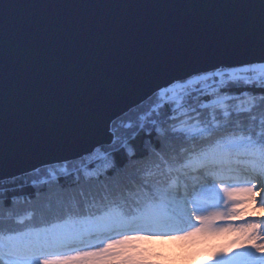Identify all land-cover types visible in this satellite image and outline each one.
<instances>
[{
    "label": "water",
    "instance_id": "water-1",
    "mask_svg": "<svg viewBox=\"0 0 264 264\" xmlns=\"http://www.w3.org/2000/svg\"><path fill=\"white\" fill-rule=\"evenodd\" d=\"M260 0H0V180L69 162L164 75L264 51Z\"/></svg>",
    "mask_w": 264,
    "mask_h": 264
},
{
    "label": "snow or ice",
    "instance_id": "snow-or-ice-1",
    "mask_svg": "<svg viewBox=\"0 0 264 264\" xmlns=\"http://www.w3.org/2000/svg\"><path fill=\"white\" fill-rule=\"evenodd\" d=\"M260 6L264 9V0ZM261 27L264 31V16ZM242 78L245 87L264 88V51L257 60L225 65L223 70L217 66L161 76L128 102L110 109L102 117L103 139L85 140L86 147L71 159L79 160L90 177L101 175L94 166L100 158L106 161L104 176L123 167L116 163L117 155L138 162L150 160L148 168L141 167L149 175L157 173L146 189L147 202L122 211L114 235L99 246L86 245L83 252L61 239L70 218L12 233L26 240L16 264H46L50 259L78 258L114 246L121 249V255L114 257L117 260H164L168 254L142 247L136 238L183 241L213 235L225 236L226 242L199 256V264H264V134L233 129L230 123L231 89ZM200 81L213 84L200 86ZM179 99L183 103L176 107L164 103ZM148 105V123L136 126L126 121L127 112H143ZM181 108L178 118L175 113ZM117 121L129 135L120 134ZM137 140L143 153L137 149ZM167 172L175 173L176 179L162 184ZM61 173L53 174L57 183L69 175L66 165Z\"/></svg>",
    "mask_w": 264,
    "mask_h": 264
},
{
    "label": "trees",
    "instance_id": "trees-1",
    "mask_svg": "<svg viewBox=\"0 0 264 264\" xmlns=\"http://www.w3.org/2000/svg\"><path fill=\"white\" fill-rule=\"evenodd\" d=\"M218 80L216 78L217 82ZM199 84L212 86L213 81H200ZM231 92L234 96L229 105L232 128L256 135L264 134V88L245 87L242 78ZM164 103L176 107L183 100ZM150 110L151 105H148L143 112H127L126 121L136 126L148 123L146 113ZM183 111L181 108L175 115L180 118ZM141 116H145V119L141 120ZM117 127L122 136L129 135L126 129L120 127L119 121ZM136 144L138 151L143 153L141 140H137ZM116 163L123 167L108 176L102 174L106 161L100 158L94 160L96 171L101 173L98 176L85 175L80 168V161L71 160L0 180V264H16L26 244V240L13 236L12 233L19 234L42 223L70 218L66 230L61 233V239L79 251L84 250L86 245L101 243L114 235L121 220V212L147 202L146 189L157 175L155 172L149 175L146 171H141V167L148 168L151 165L150 160L141 158L138 162L117 155ZM65 165L69 175L64 177L62 183H57L53 174L63 175L61 168ZM175 179V173L167 172L162 184L171 183ZM136 239L140 246L146 247L139 237ZM130 246L135 247V243H130ZM115 248L118 249V255H121L120 247ZM67 250L66 248L65 251ZM121 261L117 260L120 264H134V261L127 258ZM53 262L50 259L46 264H57ZM117 262L114 264H118ZM78 263L79 259L58 261V264ZM80 264H84V261Z\"/></svg>",
    "mask_w": 264,
    "mask_h": 264
},
{
    "label": "rangeland",
    "instance_id": "rangeland-1",
    "mask_svg": "<svg viewBox=\"0 0 264 264\" xmlns=\"http://www.w3.org/2000/svg\"><path fill=\"white\" fill-rule=\"evenodd\" d=\"M221 209H223V205H221ZM213 210L215 209H211V208L208 209V211H213ZM193 223L195 222L193 221ZM140 239L142 240V242L146 247H150L151 249L158 252H162L163 254H168V256L167 259L164 260L153 259L147 262L134 261V264H196L197 258L199 256L205 255V252L207 250H210L218 243L226 242L225 236H216V235L209 237H203V236L190 237L183 241H171L167 238H156V237L140 238ZM106 240L107 239H105L104 241ZM100 244L101 243H97L96 245L99 246ZM115 247L116 246H114L113 248L105 249L103 252L99 251V248H97L96 251L91 252L88 255H84L73 259L74 260L79 259L78 264H80L82 261H84V264H114L117 262V259H114V257L118 256V252H117L118 249L116 250ZM81 252H83V250ZM182 252L183 254H181ZM173 253L175 254L172 255ZM193 253H195V255H193ZM51 260L52 262L53 260H55L53 263L58 264L59 259H51ZM121 262H117V263L120 264Z\"/></svg>",
    "mask_w": 264,
    "mask_h": 264
},
{
    "label": "clouds",
    "instance_id": "clouds-1",
    "mask_svg": "<svg viewBox=\"0 0 264 264\" xmlns=\"http://www.w3.org/2000/svg\"><path fill=\"white\" fill-rule=\"evenodd\" d=\"M196 264H199V262L197 261Z\"/></svg>",
    "mask_w": 264,
    "mask_h": 264
},
{
    "label": "bare ground",
    "instance_id": "bare-ground-1",
    "mask_svg": "<svg viewBox=\"0 0 264 264\" xmlns=\"http://www.w3.org/2000/svg\"><path fill=\"white\" fill-rule=\"evenodd\" d=\"M149 240V239H148Z\"/></svg>",
    "mask_w": 264,
    "mask_h": 264
}]
</instances>
